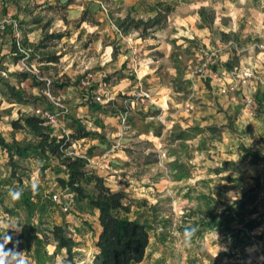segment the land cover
<instances>
[{"label": "rangeland", "instance_id": "374dc122", "mask_svg": "<svg viewBox=\"0 0 264 264\" xmlns=\"http://www.w3.org/2000/svg\"><path fill=\"white\" fill-rule=\"evenodd\" d=\"M4 19L30 50L26 59L14 53L8 26L0 135L29 150L0 147V216L23 225L9 233L29 264L66 257L55 226L75 259L93 264L100 233L98 212L59 182L68 179L61 162L36 150L31 130L13 127L32 116L58 137L77 124L88 133L69 155L122 193L130 212L121 217L147 227L140 264H264V84L239 79L252 70L264 81V0H0ZM21 188L11 201L9 190ZM248 196L255 203L228 228L209 226ZM186 225L199 231L179 250Z\"/></svg>", "mask_w": 264, "mask_h": 264}, {"label": "trees", "instance_id": "16d2710c", "mask_svg": "<svg viewBox=\"0 0 264 264\" xmlns=\"http://www.w3.org/2000/svg\"><path fill=\"white\" fill-rule=\"evenodd\" d=\"M12 48L15 54H20L15 42ZM21 48L30 50L23 44H21ZM64 86L60 85V88ZM45 122L40 117L32 116L15 121L13 127L15 129L26 127L31 130L39 138V142L35 147L36 150L43 155H50L58 159L64 166L68 179H59L62 187L68 188L78 200L87 201L89 206L98 212L100 233L95 243L97 253L93 264L142 263L150 245V233L147 227L137 221L121 217L120 214H128L130 212V208L124 203L122 193L114 191L103 177L89 172L87 170V166L89 165L87 158L69 155L68 150L72 145V141L84 139L88 136V133L81 125L77 124L75 132L69 136L58 137L53 135L52 129L46 126ZM0 147L7 148L20 157H25L27 150H29L23 147L8 145L1 135ZM258 159L260 160V157ZM86 185L93 186L92 193L86 190ZM250 198L251 196H248L242 202L236 203V208L239 209L232 210L233 215H226L225 220H212L209 226L213 228H228L230 218L235 217L239 219L240 209H245L249 203H255V199ZM51 232L59 248L67 249L66 257H70L73 264H84L75 259L73 253L74 244L61 226H55ZM9 235L11 234L9 233ZM12 246L13 244L8 245L9 248Z\"/></svg>", "mask_w": 264, "mask_h": 264}, {"label": "clouds", "instance_id": "9594fccd", "mask_svg": "<svg viewBox=\"0 0 264 264\" xmlns=\"http://www.w3.org/2000/svg\"><path fill=\"white\" fill-rule=\"evenodd\" d=\"M43 161H37L38 167H43ZM33 194L39 192V182L32 180L28 185ZM24 189H10L8 196L11 201H19L22 198ZM23 225L18 221L10 217L0 216V264H29V260L26 258L24 251L19 250L20 241L13 242V236L9 235V232L19 233L22 231ZM199 229L194 225H186L183 228L182 233L178 234L177 247L179 250H187L192 247L193 241L196 238V234ZM215 235L218 239V234L215 230ZM9 244H13L11 248ZM218 251L220 250L217 245ZM67 251V249H65ZM216 254V256H217ZM215 256V257H216ZM214 257V258H215ZM57 264H73L70 257H57Z\"/></svg>", "mask_w": 264, "mask_h": 264}, {"label": "built area", "instance_id": "2783aa9c", "mask_svg": "<svg viewBox=\"0 0 264 264\" xmlns=\"http://www.w3.org/2000/svg\"><path fill=\"white\" fill-rule=\"evenodd\" d=\"M8 26H11L12 29H13V34H14L13 37L15 39V43H16L17 48L19 49L20 53L24 54L25 57H23V58H25V59L28 58V56H29L28 51H26L23 48H21L20 37H19V34H18V25H17L16 22L11 21L9 19L1 20L0 21V34H4V33L8 34V32H7L8 29H9ZM6 76H7L6 72L3 71V70H0V78L6 77ZM260 78L261 77H258L257 72L256 71H252V70H245V71H242L239 74L240 82L243 85H247L249 83L256 82L257 80H259V82L264 84V81L261 80ZM223 92H226V89ZM247 103H248V105H251L253 103V101L251 99H248ZM55 199L57 200L58 198L55 197ZM60 203H62V206H63L64 210L68 211L67 201L61 199Z\"/></svg>", "mask_w": 264, "mask_h": 264}, {"label": "crops", "instance_id": "0c3cea01", "mask_svg": "<svg viewBox=\"0 0 264 264\" xmlns=\"http://www.w3.org/2000/svg\"><path fill=\"white\" fill-rule=\"evenodd\" d=\"M10 36H11V34H9V33L8 34L7 33L1 34L0 35V40L1 41H3V40L6 41L7 39L10 38Z\"/></svg>", "mask_w": 264, "mask_h": 264}]
</instances>
